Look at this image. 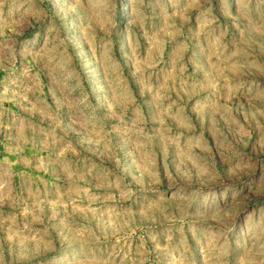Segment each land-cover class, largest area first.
Listing matches in <instances>:
<instances>
[{"label": "rangeland", "instance_id": "374dc122", "mask_svg": "<svg viewBox=\"0 0 264 264\" xmlns=\"http://www.w3.org/2000/svg\"><path fill=\"white\" fill-rule=\"evenodd\" d=\"M0 264H264V0H0Z\"/></svg>", "mask_w": 264, "mask_h": 264}]
</instances>
